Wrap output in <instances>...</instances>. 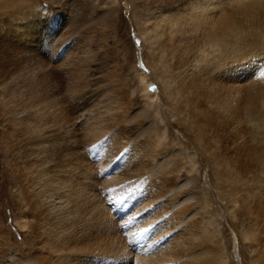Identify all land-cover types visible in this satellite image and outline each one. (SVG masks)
<instances>
[{"label":"bare ground","instance_id":"1","mask_svg":"<svg viewBox=\"0 0 264 264\" xmlns=\"http://www.w3.org/2000/svg\"><path fill=\"white\" fill-rule=\"evenodd\" d=\"M147 5V39L156 58L172 68L164 70L170 106L195 133L210 173L217 172L216 189L208 179L216 200L202 201L193 190L197 157L179 149L174 153L159 140L156 128L143 127L150 108L133 113L130 94L101 93L79 84L83 93L74 105H49L47 99L57 93L61 101L77 98L58 77L65 71L54 68L20 83L23 90L18 85L2 89L1 96L10 97L0 103V126L7 123L1 130L12 160L21 163L20 177L27 175L23 164L30 170L32 189L27 194L23 185L25 210L16 218L20 234L31 237L28 246L9 249L13 233L3 226L0 210V264L14 252L16 264H235L225 232L214 228L213 200L225 207L224 222L242 245L240 264H264V89L247 82L264 70V0H151ZM71 20L61 26L71 28ZM6 26L8 32L11 24ZM18 60L12 64L15 70ZM79 65L69 70L80 74ZM3 66L0 58V82L12 69L2 74ZM151 85L142 90L154 100L158 92L149 91ZM39 109L38 116L29 114ZM86 110L97 112L90 117L96 129L77 123ZM50 128L57 132L51 139L45 136ZM104 138L110 148L82 150ZM109 171L103 180L100 175ZM183 171L189 189L178 179ZM142 230L148 239L140 238Z\"/></svg>","mask_w":264,"mask_h":264},{"label":"rangeland","instance_id":"2","mask_svg":"<svg viewBox=\"0 0 264 264\" xmlns=\"http://www.w3.org/2000/svg\"><path fill=\"white\" fill-rule=\"evenodd\" d=\"M150 1L151 0H0V58L4 63L2 74L5 71H10L12 68L10 72L4 73V80L1 78L0 103L4 100L7 101L10 97L6 96L5 98L1 96L2 89H5V86L14 85V87H16L18 85L16 88L23 90L20 83H24L25 80L27 81L29 79H38L37 77H39V75L51 73L54 71V68L65 71L64 74H58V77H64L63 81H66L65 84L67 88H74L72 92L75 93L77 98H71L70 95L69 99H67L68 101H61L57 93L47 99L49 105L55 103V101L60 102L59 105H63L64 107H67V105L71 103L74 105L79 100V94L83 93L82 89L78 87L79 84L84 85L86 89L90 88H88V85H93L94 89H99V91L102 90L101 93H104L105 89H108L124 97L130 94L133 97V113L138 115L142 107L150 108L149 115H144L147 121L143 124V127L147 128L151 125L156 128L155 130L158 131L159 140L167 143V147L169 149L172 148L174 153L179 149L183 154L185 153V155H194L195 157L193 156V160L197 157L194 160L197 170L193 171L194 176L197 178V182L193 190L199 192L202 201L211 196H213L212 199L216 200L217 192L215 193L213 191V195L211 194L210 186H212V184L209 183L210 180L208 179H210V177L213 179V184L216 189L215 182L217 172L210 173V163L205 155L201 153V146L196 143L195 133L188 128L183 119L179 120L180 115L170 106L171 102L166 92L168 90V79L167 74L164 72L166 67L170 68V64L167 60H158L156 58L147 39L148 35L146 29L151 25L147 26V22L145 23V21L148 17L147 4ZM154 1L157 2L158 0ZM36 15L42 16L41 19ZM70 19H72L70 25L73 30L61 26L63 21L66 22ZM10 24L11 26H9ZM6 25L10 27L8 32L6 31ZM47 34L50 37L49 41L45 39V43H42L41 41H43ZM48 42L49 48L47 47ZM262 46L260 48L264 49V45ZM18 59L21 60L19 63L20 66L17 65V68H19L15 70L12 64ZM32 59L34 60L32 61ZM86 60L87 62H84ZM83 62L84 66L79 65ZM73 63L79 65L81 68L80 71L84 70L81 71L80 74L78 72V74L73 73L69 70L70 67L72 68ZM84 71H86V73L81 77L82 79L80 81L82 82H79L78 78ZM254 78L256 80L250 79L247 80V82L250 81L249 83L250 85L252 84L251 86L254 89L257 86L259 90L262 88L264 89L263 77L257 74ZM147 82L152 83L149 87V91L154 92L156 90L154 93L158 92V96H156L154 100H150L148 96H146L147 93L142 90V87L145 86ZM52 84L53 82L49 81L48 86H52ZM92 89L91 87L90 90ZM66 90L63 92H70ZM108 97L111 99L113 94L108 93ZM100 98L101 97H99V100ZM102 104L104 105V102L99 106H102ZM106 109L107 107L105 106L100 110ZM45 110L47 111L46 108ZM33 111H35V117L43 112L39 109V112L32 110L29 114ZM83 113L82 118L77 119V123L85 121L84 125L88 128L96 129L99 125L95 124V118L90 117H94V113L97 114V112L86 110ZM27 114V112L19 113L18 116L24 117L27 116ZM6 124L7 123L3 121L1 123L2 126H0V210L2 212L1 222L3 226L13 233V237L9 240V245H12L9 249L13 250V248L16 247L22 248L28 246L31 241V237L27 236V232H23L26 234H20L22 231L16 222V218L21 213L22 209L25 210L21 202L22 189L24 190L23 185H26L25 192L27 194L32 187L30 183H27V181L30 180V170L26 169V164H23L22 171H27V175L20 177L17 168H20L19 166L21 163L17 164L14 158L12 160L11 153L13 152H11V148L8 146V140L3 136V130H1ZM139 124H141V122ZM80 129H82V125ZM48 130L45 136L51 139L57 132L51 133V131L55 130L54 128ZM112 134H114V132L112 133L111 131L108 136ZM80 135H84V131H82ZM136 135H133L132 138L135 139ZM99 142L93 144H89L88 142L84 145L82 150L89 151L95 146L96 148L99 146L103 150L110 148L108 147L107 138ZM24 143L25 141H23L21 146H23ZM123 152L126 154L125 156H128V150H124ZM201 154L203 155L202 157ZM159 160L161 161L162 158L160 157ZM187 161L186 167H189L190 162L189 160ZM19 162L20 160L18 163ZM99 169L100 168L96 170ZM101 173L102 171L100 169L99 174ZM111 174L112 173L109 171L100 176L104 180L109 178ZM187 177V171H183L178 175L179 181L184 184L183 187L189 189L191 186L185 182V178ZM20 181H22V183H20ZM102 190L105 189L103 188ZM201 199L196 198L195 202L198 203ZM215 203L216 202L213 200V205L210 207L211 212L217 214L214 218L216 219V224H218H214V228L220 229V232H222V230L225 232L226 235H224L229 239L232 247L229 257L234 260L235 264H240L239 250L241 249L242 251V245L238 244L234 229L224 222V213H226L225 207L220 208L215 205ZM151 230L152 228L150 231ZM239 232L240 230L237 231V236L240 235ZM141 233L142 235L140 238L145 235L147 239L149 238L147 232L146 234L145 231L142 230ZM128 241L131 242V239L129 238ZM16 254V252L12 253L11 256L2 263L16 264ZM246 261L248 262L249 259L247 258Z\"/></svg>","mask_w":264,"mask_h":264},{"label":"snow or ice","instance_id":"3","mask_svg":"<svg viewBox=\"0 0 264 264\" xmlns=\"http://www.w3.org/2000/svg\"><path fill=\"white\" fill-rule=\"evenodd\" d=\"M260 76L264 77V70H262V71L260 72ZM153 87H155V86H153Z\"/></svg>","mask_w":264,"mask_h":264},{"label":"clouds","instance_id":"4","mask_svg":"<svg viewBox=\"0 0 264 264\" xmlns=\"http://www.w3.org/2000/svg\"><path fill=\"white\" fill-rule=\"evenodd\" d=\"M262 6H264V5H262Z\"/></svg>","mask_w":264,"mask_h":264}]
</instances>
